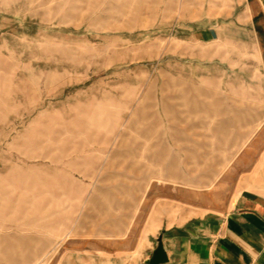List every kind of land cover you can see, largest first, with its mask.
Instances as JSON below:
<instances>
[{
    "label": "rangeland",
    "instance_id": "obj_1",
    "mask_svg": "<svg viewBox=\"0 0 264 264\" xmlns=\"http://www.w3.org/2000/svg\"><path fill=\"white\" fill-rule=\"evenodd\" d=\"M234 1L0 0V264L133 240L153 193L228 164L262 73L247 38L191 33Z\"/></svg>",
    "mask_w": 264,
    "mask_h": 264
},
{
    "label": "crops",
    "instance_id": "obj_2",
    "mask_svg": "<svg viewBox=\"0 0 264 264\" xmlns=\"http://www.w3.org/2000/svg\"><path fill=\"white\" fill-rule=\"evenodd\" d=\"M233 11L215 24L198 23L191 37L219 41L231 31L232 43L252 41L264 86V0H236ZM172 187L152 194L133 240L122 228H110L101 245L69 264H150L159 246L166 258L161 264H264V117L227 165L216 162L210 174L178 177Z\"/></svg>",
    "mask_w": 264,
    "mask_h": 264
},
{
    "label": "water",
    "instance_id": "obj_3",
    "mask_svg": "<svg viewBox=\"0 0 264 264\" xmlns=\"http://www.w3.org/2000/svg\"><path fill=\"white\" fill-rule=\"evenodd\" d=\"M166 261L165 253L163 251L162 246H159L153 256V258L150 260V264H161Z\"/></svg>",
    "mask_w": 264,
    "mask_h": 264
}]
</instances>
